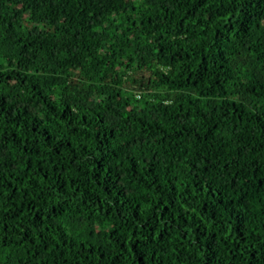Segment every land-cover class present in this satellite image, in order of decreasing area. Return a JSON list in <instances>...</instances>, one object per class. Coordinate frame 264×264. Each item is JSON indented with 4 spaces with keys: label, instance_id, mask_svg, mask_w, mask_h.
I'll return each mask as SVG.
<instances>
[{
    "label": "trees",
    "instance_id": "obj_1",
    "mask_svg": "<svg viewBox=\"0 0 264 264\" xmlns=\"http://www.w3.org/2000/svg\"><path fill=\"white\" fill-rule=\"evenodd\" d=\"M0 264H264V0H0Z\"/></svg>",
    "mask_w": 264,
    "mask_h": 264
}]
</instances>
